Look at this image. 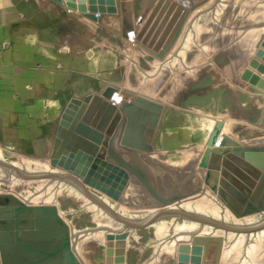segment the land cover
<instances>
[{
  "label": "rangeland",
  "instance_id": "374dc122",
  "mask_svg": "<svg viewBox=\"0 0 264 264\" xmlns=\"http://www.w3.org/2000/svg\"><path fill=\"white\" fill-rule=\"evenodd\" d=\"M6 1L11 3V0H0V3H5ZM38 1H56L59 5L66 8L65 12L67 14L56 5L57 9L52 6H46L51 11L57 12L59 26L63 25L64 22H72L62 17V14H66L70 18L73 17L75 20H80V23H83L85 26L72 22L75 34L79 29L80 31L82 29H89V37H91L89 48H86L83 53V61H78L79 59L75 61L76 79L78 81L84 77L87 82H90L92 90L97 91L103 90L106 85H117L118 87L129 89L133 93L139 94L142 92L143 95H148L163 105V113L153 135V149L155 155H159L160 153V155H163L165 163L177 166L183 165L187 161V158H191V156L193 158L209 145L211 135L217 128L219 130V136L217 135L218 140L213 147L218 146L220 138L224 135L228 137V147L243 146L241 141L235 139L227 131L233 135L242 136V138L244 136L246 140L264 137V116L262 117L263 125H261L260 129L258 128L260 125L258 124L257 127L254 121L248 123L245 119L243 120L244 113L247 111L246 106L252 101V98L260 101L263 99L259 97L261 96L260 94H264V43L261 41L250 54L248 52L246 58H243L238 49L230 54L231 56L229 58L232 61H228L225 57L221 58L222 55L219 54L218 60L215 63L218 67L216 68V71H218L216 74L209 73L207 72L208 70H205L199 75L196 81L185 82V89L180 91L181 93L178 92L175 94L173 91L178 86H174L172 82L166 86L167 78L163 82H159L153 79L155 76L151 79L150 75L144 74V69L150 68L152 61L147 56H140L139 59L135 60L134 58L136 57L132 52L131 45H129L130 42L125 40L123 37L125 35L122 34L132 29L142 14L145 15L152 0H95V8L93 11L88 9V0ZM236 3L238 6H241V4H245L246 2ZM100 6L104 7V13L103 17L98 20L100 14L98 7ZM111 7H114L115 11L108 9H111ZM241 10H244V8H235L232 10L233 13L230 15H234V17L229 22L230 29L234 28V26H231L233 22H240V17L236 15L239 14L237 11ZM71 14L73 16H70ZM59 37L61 36L59 35ZM77 39L78 37H76ZM77 42L76 45H78ZM127 45L129 46L127 47ZM257 47H259L260 51ZM124 48H126V51ZM220 75L222 78H220ZM142 78L143 82L141 81ZM152 82H155V85H152ZM139 83H146L144 84L145 87L149 85L152 88L154 87V90L147 92L145 87L139 86ZM232 86L234 90L231 88ZM155 87L159 89H155ZM167 89H170V92L168 91L169 93L166 94V97H163ZM157 90L161 91L159 96L156 93ZM249 110L248 116L254 118L253 111L251 109ZM0 147L3 149V155L7 163H11L13 160L12 155L15 153L33 158H49V153L46 154L45 151L43 155H34L37 154L34 150L20 151L16 148L13 149L1 144ZM244 155L246 160L258 165L260 168L264 167L263 154L245 151ZM225 165H221L218 171L213 169L206 170L203 186L212 191L216 201L214 199V201L211 199V201H207L206 198L199 197L201 201L211 202L212 204L216 203L218 205L222 204L225 208H228L224 200L216 193L218 183L221 182L224 184L227 178L232 179L234 184L240 187H242L243 181L245 180L252 183L251 178L246 173H243V171L230 164L229 161H226ZM86 188L91 190L88 187ZM10 189L6 184L1 185L0 188V264H41L42 262H44L43 264H73V262H76L75 264H104L106 262V245L102 243L91 246L93 250L89 248L84 249L79 253L78 261L75 257L71 259L69 253L66 256L62 255L59 258L60 260L55 263L45 260L51 258L48 255L63 243V238L67 235L68 228L74 227L77 231L84 230L85 232H90L96 226V221L92 219L93 217L90 215V211H86L85 207H82V203L76 202L74 196L66 195L65 193L61 197H57L54 203H45L43 206L24 204L25 207L16 209L22 203H18L17 198L15 199L9 196V194H12L10 193L12 192ZM263 189L264 181L257 195L261 199L260 203L262 207L264 206V194L261 196ZM92 190L100 193L94 189ZM255 206L252 203L250 204L251 208L245 207L242 212L246 214L252 210L257 212L264 211V207H260L259 209L255 208ZM54 213L57 215L60 214L58 215L61 216L60 219ZM244 214H241V216H244ZM171 216L180 217L181 221L188 218L178 214H169L160 219L169 220ZM174 227V224L170 225L168 230L170 233L167 232V236L175 232L173 230ZM131 233L133 235L128 238L131 242L129 243V248L125 247L126 253L123 264L210 263H207L209 261L208 259L206 262L205 253L202 250V246L206 242L203 238L194 239L196 243L192 239L190 241L184 240L181 242L183 244H180L178 250L175 249L176 252L171 250L169 253L166 252V255L159 253L161 254L160 256L159 254L155 255L156 247L154 244L156 241L157 244H160L162 239H156L158 236L153 228L141 226L136 232ZM152 254L154 255L152 256ZM113 258V255L110 256V262L112 263Z\"/></svg>",
  "mask_w": 264,
  "mask_h": 264
},
{
  "label": "bare ground",
  "instance_id": "6f19581e",
  "mask_svg": "<svg viewBox=\"0 0 264 264\" xmlns=\"http://www.w3.org/2000/svg\"><path fill=\"white\" fill-rule=\"evenodd\" d=\"M155 2L156 0H152L145 15L142 14L136 25L122 34L127 36L123 37L130 42L129 45H131L132 52L135 54V60L139 59L140 56H147L152 61V66L146 68V70L144 69V74L150 75L151 79L155 76L156 78L154 77L153 79L159 82H163L167 78L166 86L169 83L171 84V82L174 86H178L173 91L175 94L185 89V82L196 81L205 70L216 74L218 72L216 68L218 67L215 63L218 60L219 54L222 55L221 58L225 57L228 61H232L229 58L230 54L238 49L243 58H246L248 52L250 54L260 41L264 43V0H209L193 8L190 12L189 9L186 10V14L178 30L164 51H152L141 41L137 40L135 34L149 16ZM236 2L246 3L238 6ZM235 8H244V10L237 11L240 15L237 14L236 16L240 17V20L237 18L240 22H233L231 26H234V28L230 29L229 22L234 17V15L231 16L230 14L233 13L232 10ZM70 16H73V14ZM257 48L259 50V47ZM161 55L162 57L160 58ZM220 78H222L221 75ZM141 81L143 82V78ZM155 82H152V85H155ZM135 83L137 84V82ZM144 84L139 83V86L144 88ZM145 88L147 92L154 90V87L152 88L149 85ZM155 89L159 88L155 87ZM157 91L156 93L159 96L161 91ZM168 91L170 92V89L165 91L163 97H166V94L169 93ZM139 94H142V92ZM116 98L120 99L119 94L116 95ZM160 154L156 156L163 157ZM12 156L13 160L11 163H7L3 155V149L0 147V188L1 185H8L12 191L8 190L12 193L9 194L10 197L17 198L18 203L43 206L45 203H54L57 197H61L65 193L66 195L74 196L76 202L82 203L84 205L81 204L82 207H85L86 211H90L92 219L96 221V226L90 232H85L84 230L77 231L74 227L68 228V233L63 238H67L69 241L68 246L61 249V253L58 252L57 255L53 257L49 255L51 257L49 259L44 258L49 262H58L59 258L62 255H68V250L71 249L74 252L75 259H77L80 256V252L84 249H91V246L94 245L102 243L106 245V249L108 247L114 248L117 241L116 237L119 236H124L125 247L129 248L131 240L128 238L133 235L131 232H136L138 228L128 225L135 222L136 226L144 224L145 227L153 228L158 236H155L156 239H162L160 244H157V241L154 244L156 247L155 255L159 253L166 255V252L169 253L171 250L176 252L184 240L190 241L192 239L195 242L194 239L203 238L206 242L202 246V250L205 253L206 262L209 260L207 263L264 264V227L255 231H246L245 233L216 227L221 223L238 227H246L248 224L259 223L264 219V211L257 212L252 210L241 216L233 212L229 207L225 208L222 204L207 203V201H214L215 198L212 191L204 186L201 192L184 200L174 202L166 208L157 210L151 208L131 210L121 201L115 202L106 195L89 190L86 187L83 189L79 185L80 177L78 175L50 165L48 157L33 158L17 153ZM263 191L261 192V196L264 194ZM257 195L258 192L254 194L253 198L260 202L261 199ZM199 197H204L207 201H201ZM169 214H178L188 218L183 219L184 221H181L180 217L178 218L177 216H171L169 220L160 219ZM58 215L55 214L60 219L61 216ZM152 215L155 218L150 220V222L147 221ZM191 218L210 219L216 225L203 224L199 220ZM61 220L63 221V219ZM173 224L175 232L167 236L170 233L168 232L170 225ZM109 235H112L111 240L108 239ZM56 251H58V248ZM159 255L161 256V254ZM75 263L73 262V264Z\"/></svg>",
  "mask_w": 264,
  "mask_h": 264
},
{
  "label": "water",
  "instance_id": "95a60500",
  "mask_svg": "<svg viewBox=\"0 0 264 264\" xmlns=\"http://www.w3.org/2000/svg\"><path fill=\"white\" fill-rule=\"evenodd\" d=\"M207 1L156 0L135 38L152 51H164L178 30L186 10L190 12ZM51 2L65 12L64 6L56 1ZM94 2L88 0L90 11L95 8ZM108 9L115 11L114 7ZM98 10L100 20L104 7L100 6ZM117 94L120 99L116 98ZM162 110L163 105L159 101L117 85H106L102 91L90 93L81 99L70 98L55 127L49 163L78 175L79 185L83 189H94L115 202L121 201L131 210H157L201 192L206 170L218 171L221 165L226 166L225 162L229 161L246 173L252 183L245 180L240 187L227 178L224 184L218 183L217 195L238 215L244 214L243 208H251L252 203L256 205L255 208H263L253 197L261 190L264 167L260 168L246 160L244 152L264 155V146L228 147V137L224 135L218 146L213 147L219 136L217 128L211 135L209 147L201 153L187 158L180 166L165 163L163 157L156 156L153 149V135ZM23 206L22 203L16 209ZM151 217L147 221L155 218L154 215ZM191 219L216 225L210 219ZM218 225L216 227L220 229L245 233L262 229L264 219L246 227L224 223ZM128 226L140 228L144 224L136 226L132 222ZM111 236H108L109 240ZM116 240L114 248L108 247L105 250L104 264L123 263L126 242L123 236L116 237ZM68 244L67 238L63 239L58 251H53L50 256L58 254ZM68 253L74 259L73 252L69 250ZM112 255L113 263L110 262Z\"/></svg>",
  "mask_w": 264,
  "mask_h": 264
},
{
  "label": "crops",
  "instance_id": "0c3cea01",
  "mask_svg": "<svg viewBox=\"0 0 264 264\" xmlns=\"http://www.w3.org/2000/svg\"><path fill=\"white\" fill-rule=\"evenodd\" d=\"M46 6L57 9L50 1L0 3V144L34 150V155L50 154L55 127L70 98L102 91L92 90L84 77L76 79L75 61H83L89 48V29L75 34L72 22L83 23L66 14L62 17L72 22L59 26L57 12ZM260 95L263 99L252 98L243 116L259 129L264 122ZM249 109L254 118L248 116ZM227 133L242 145L264 146V137L246 140Z\"/></svg>",
  "mask_w": 264,
  "mask_h": 264
}]
</instances>
